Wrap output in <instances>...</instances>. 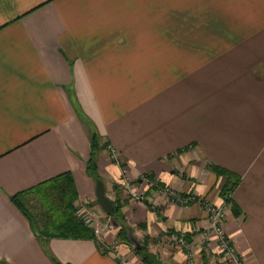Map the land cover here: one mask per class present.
I'll list each match as a JSON object with an SVG mask.
<instances>
[{
    "label": "crops",
    "instance_id": "crops-1",
    "mask_svg": "<svg viewBox=\"0 0 264 264\" xmlns=\"http://www.w3.org/2000/svg\"><path fill=\"white\" fill-rule=\"evenodd\" d=\"M93 131L98 179L164 264H189L173 233L199 264L229 263L203 242L204 205L156 180L224 202L238 251L264 264V0H0V264H124L112 238H45L12 201L69 172L76 205L99 207ZM215 165L241 177L229 202Z\"/></svg>",
    "mask_w": 264,
    "mask_h": 264
},
{
    "label": "trees",
    "instance_id": "trees-1",
    "mask_svg": "<svg viewBox=\"0 0 264 264\" xmlns=\"http://www.w3.org/2000/svg\"><path fill=\"white\" fill-rule=\"evenodd\" d=\"M91 147L92 153L87 163L88 170L96 179H98L100 175L98 173L97 154L103 147V144L96 131H93L91 134ZM213 168L218 174L228 177L221 192L224 199L229 202L233 190L239 183L241 177L220 166L215 165ZM155 185L159 188L163 186L162 183H155ZM32 193H36L39 196L40 214L31 211L26 203V196ZM184 195H187V193ZM77 199L78 193L76 183L69 172L50 178L35 187L12 196L14 204L20 208L32 224L37 227L36 230L40 236H44L45 238H96L94 231L86 226L77 214ZM113 202L115 204V210L112 215L116 218L124 217L125 219L126 215L122 209L123 204L117 203L116 200H113ZM128 228L131 227L128 225L123 227L124 238L129 242L127 237ZM184 235L189 242L192 241L189 235ZM141 242L143 243L142 249H136L135 247L134 249H136L137 252L142 253L146 261L152 263L146 256V252L148 251L147 245L144 241ZM58 264L61 263L58 262ZM202 264H209V262L204 259Z\"/></svg>",
    "mask_w": 264,
    "mask_h": 264
},
{
    "label": "built area",
    "instance_id": "built-area-1",
    "mask_svg": "<svg viewBox=\"0 0 264 264\" xmlns=\"http://www.w3.org/2000/svg\"><path fill=\"white\" fill-rule=\"evenodd\" d=\"M164 189L167 191L168 194L172 196V199L175 202H178L182 205L187 206L194 202L203 204L207 211L208 219V225L202 233L203 242L208 243V241L213 240L218 248V252L221 254V257L229 264H247L242 254L238 251V248L234 243L232 237L230 236V234H228L224 227V222L226 220L227 215L226 204L224 202L216 203L206 198H202L194 193L183 195L177 192L172 187H165ZM140 198L143 199V196H141ZM85 209L86 206L80 203V205H78L77 207V214H80V212H82L83 214L88 212L85 211ZM84 220L86 223L90 222V217H86L84 218ZM94 228L96 229V237H98L100 234H103L106 230L113 228V225L111 223L106 225L103 224L101 226L97 225ZM176 240L178 242V245L187 252L189 263L198 264L196 260V249L193 241L189 242L184 234L178 235L176 237ZM121 261L124 264H131L128 259L123 257H121Z\"/></svg>",
    "mask_w": 264,
    "mask_h": 264
},
{
    "label": "rangeland",
    "instance_id": "rangeland-1",
    "mask_svg": "<svg viewBox=\"0 0 264 264\" xmlns=\"http://www.w3.org/2000/svg\"><path fill=\"white\" fill-rule=\"evenodd\" d=\"M144 178H148V175H144ZM150 179V178H149ZM156 180V179H155ZM154 179H150V182L152 181H155ZM157 183H162L161 181H158L156 180ZM155 182V183H156ZM114 185H110V190L108 189V192L110 194V198L112 200H116L117 201V197H116V194L115 192L113 191V187ZM133 186V185H132ZM131 185L128 186V189L130 192H127V195H129L130 197L136 199V200H144L142 198H140L141 196H143V198L145 197V194L142 193L139 189H134ZM165 187H170L168 185H163L161 188H160V191H159V196L164 194L165 196H167L171 201L175 202L173 199H172V196L170 194L167 193V191L164 189ZM177 192L181 193V194H185L183 192H180L178 190H176ZM189 194V193H187ZM112 196V197H111ZM158 196V200H159V197ZM26 203L28 204V207L31 211H33L34 213L36 214H40V202H39V196L38 194L36 193H32V194H28L26 196ZM177 203L178 205H182L178 202H175ZM82 205H85L86 206V209L85 211H88L86 213H82L80 212V214H78L80 216V218L82 219L83 223L88 226L89 228H91L94 233L96 232V229L94 227H96L97 225H106V224H112L113 225V228L109 229V230H106L103 234H100L96 239L100 242H104L105 243V239H108V237L112 238L115 242H113V246L115 248V251H114V254L123 257V258H126L128 259L131 264H153V263H150L148 261H146L143 257V254L142 253H139L136 251V249H134V246L133 244L129 243L125 238H124V229L123 227H125L126 225L130 226L133 229V227L130 225V221L127 220V218L124 217L123 218H116L114 217L112 214L109 215L107 214L102 208H99L96 206V203L94 202H89V201H82L81 202ZM80 205V203L78 204ZM182 206H185V205H182ZM90 212V213H89ZM86 217H90V222H85L84 218ZM94 223V224H93ZM180 235L179 233H173V235L171 236L170 241L171 243H175L176 245H178V242L176 240V237ZM107 236V237H106ZM142 241L145 242V244L147 245V249L148 251L154 253V250L156 251V249L152 246V245H149L148 243V240L143 238L142 237ZM160 243H163L162 241H160ZM194 245H196L194 243ZM120 247L124 249H126L125 247H127V253H122V250L120 249ZM109 251V250H108ZM197 251V250H195ZM125 254V255H124ZM156 254V253H154ZM128 255V256H127ZM157 255V254H156ZM135 256L137 258V261H134L132 259V257ZM158 256H160V253L158 252ZM196 260H197V263L199 264V260H198V256H197V252H196ZM190 264V263H189Z\"/></svg>",
    "mask_w": 264,
    "mask_h": 264
},
{
    "label": "water",
    "instance_id": "water-1",
    "mask_svg": "<svg viewBox=\"0 0 264 264\" xmlns=\"http://www.w3.org/2000/svg\"><path fill=\"white\" fill-rule=\"evenodd\" d=\"M96 189H97V201L102 207V209L109 215L113 214L115 210V204L113 200L106 193V185L103 179L97 180ZM127 237L129 242L133 244V246L136 249H142L143 243L138 238V236H136V234L131 228L127 229ZM146 256L153 264H164V261L161 258H159L156 254L150 251L146 252Z\"/></svg>",
    "mask_w": 264,
    "mask_h": 264
}]
</instances>
